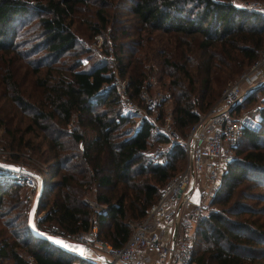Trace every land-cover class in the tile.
Here are the masks:
<instances>
[{"label": "trees", "instance_id": "trees-1", "mask_svg": "<svg viewBox=\"0 0 264 264\" xmlns=\"http://www.w3.org/2000/svg\"><path fill=\"white\" fill-rule=\"evenodd\" d=\"M82 1L96 2L93 16L97 19L88 20L93 32L111 26L107 43L114 47L118 72L127 78L132 97L140 99L144 60L148 48H154L168 76L162 88L170 90L169 94L163 91L158 114L163 113L161 103L171 96L173 125L181 133L210 106L228 80L260 55L264 15L231 0H0V50L2 56L8 54L9 61L0 74V92L29 114L27 129L40 138L39 147L46 145L53 167L45 179L39 203L45 213L38 224L54 225L65 234L95 225L97 238L119 246L132 230L130 221H140L146 215L161 185L177 172L176 158L184 151L174 146L163 162L153 161L147 149L151 131L146 118L126 133L123 125L131 119L121 112L117 94L113 89L100 91L114 73L106 60L82 67L77 51H73L70 64L55 67L57 58L71 52L76 44L71 26L76 3ZM118 7L129 9L139 23L133 32L127 27L119 29L130 36L127 53H123L124 40L114 33L117 28L111 16ZM28 14L29 18L38 15L28 29L31 38H38V46L20 49L14 38L18 24L26 22L23 17ZM144 38L152 43L140 50ZM138 46L139 54L135 55ZM40 47L46 48L50 60L34 57ZM17 56L27 59V70L39 88L31 93L32 99L26 96L28 91L13 67ZM41 66L46 67L43 73ZM253 90L254 86L248 87L241 100ZM102 104L107 107L101 108ZM259 122L258 129L242 126L237 157L222 173L210 200L219 207L197 219L195 264H264V104L259 107ZM12 182L0 180L1 216L5 215L6 192L19 195L8 190ZM88 193L101 208L89 203ZM12 204L9 206L22 205V199ZM23 214L19 233L12 232V219H1L0 264H73L94 258L36 237L28 224V213Z\"/></svg>", "mask_w": 264, "mask_h": 264}, {"label": "built area", "instance_id": "built-area-1", "mask_svg": "<svg viewBox=\"0 0 264 264\" xmlns=\"http://www.w3.org/2000/svg\"><path fill=\"white\" fill-rule=\"evenodd\" d=\"M233 3L264 15V0H238ZM97 53L102 55L101 48H98ZM103 57L107 58L105 54ZM145 80L143 79L140 85L139 96L143 103L140 106L131 98L125 81L117 75V72L101 86L100 91L108 92L113 89L118 96L122 113L138 115V124L146 118L150 122V129L168 136V142L151 150L153 161L163 162L171 146L174 145L185 152L186 167L170 176L161 185L156 200L149 205L146 215L140 222L130 221L132 230L119 246L97 238L95 225L86 231L66 234L54 225L48 229L40 228L38 222L36 223L38 216H35V225L41 231L83 243L88 247L84 256L100 259L107 257L113 263L121 264H148L145 257V250L148 249L156 254L158 264H195L192 256L197 216L199 210L204 208L218 188L220 176L237 156L236 147L242 126L233 115L234 104L242 99L250 85L264 83V48L245 71L236 79L227 82L214 103L206 111L199 112L197 119L183 134L169 132L168 125L157 120L159 114L157 115L156 109L163 92L150 95ZM16 157L15 154H11L10 157L0 156V166H4L0 167V180H12L17 184L29 186L30 190L34 187L37 190L40 183H45L44 176L35 167ZM196 176L202 177L203 185L199 198L193 201L191 195L195 189ZM27 197L33 198L34 194L29 193ZM89 203L96 206L93 201ZM191 222L195 223L192 233ZM181 224L184 225L186 233L178 237L177 230ZM175 225L174 234L163 231L165 228L172 230Z\"/></svg>", "mask_w": 264, "mask_h": 264}, {"label": "rangeland", "instance_id": "rangeland-1", "mask_svg": "<svg viewBox=\"0 0 264 264\" xmlns=\"http://www.w3.org/2000/svg\"><path fill=\"white\" fill-rule=\"evenodd\" d=\"M33 1H36V0H33ZM231 1L238 2V0H231ZM125 6L127 7L128 4L125 3ZM96 7L97 6H96L95 1H88L87 3H83L82 1V2L76 3L75 13L73 15V22L71 26L77 38L76 44L72 48L71 52L69 53L64 52L57 58V60L53 64L55 65V67L56 65L62 64L63 62L67 65L70 64L73 61V55L71 53L73 51H77L76 57L81 61V64H79V66L86 67L90 65L91 63L96 62L98 60H106L108 62V65L110 66L111 71H113L114 73L117 72V75L120 76L121 79L125 81L126 86H127V82H128L127 78L125 76H121L118 72L117 61L114 55V47L113 45L110 46L107 43V41L110 42V38H111L109 36L111 34L109 33L111 26L108 25L106 28L103 29V32H96V33L93 32L91 27L88 26L89 19L90 20L97 19L95 16H93L96 10ZM128 11L129 9L118 7L116 12L113 14L114 16H111L112 19H114V22L117 28L116 30L114 29V33H117L116 37H121V40H124V48H123L124 52L123 53L128 52V48H130L128 44L131 43V39L129 38L130 36L120 33L119 29L123 27H127L128 29H130L131 32H133L134 26L139 24L136 22V19L132 17L133 15ZM29 16L30 15L28 14L27 16L23 17V20L26 22H20L18 24L19 30L14 38L15 39L14 41L19 43L18 45L20 49H27L31 45H35V47L38 46V38H36V36L35 38L34 37L31 38L30 37L31 32H29L32 25L37 21L38 15L34 14L31 18H29ZM141 31H143L144 36H145L146 30L142 29ZM134 35L135 34L132 33V37H134ZM151 43H152L151 41L144 38V45L140 47V50L142 48H148L151 45ZM98 48H101L102 55L104 56L105 54L107 57L106 59H104L105 57H103L101 54L97 53ZM148 49L149 51L147 52V56L144 60V65H143L144 72H145L144 79H146L145 82L147 83V92L150 95H157L158 93L163 92V91H166L169 94L170 90L167 88L164 89L165 85L163 86V84H166L168 81V76L166 74V71H164L161 68L159 64V59L155 55L154 48L149 47ZM137 50L134 53L135 55L139 54L138 53L139 46ZM46 51H47L46 48L44 49L40 47L36 49L34 57L37 59H39L40 57H43V58H47V60H50V56L47 55L48 52ZM2 53L3 52L0 50V74L4 71L6 67L9 66L8 64L9 61L7 59L8 54H5L2 56ZM44 53L45 55H43ZM25 59L26 58L24 57L17 56V58L13 61V67L15 69L17 78L20 80L21 85H23V87L28 91V94H26V96L32 99L31 93L38 92L39 88L35 85V80L32 78L31 74L27 70L28 62H27V59L26 60ZM123 59L125 61V58ZM249 65L245 67L240 73L245 71L249 67ZM45 69H46L45 66H41V73H43ZM237 76H235L233 79L228 80V81H232L236 79ZM261 84L262 85L260 84L250 85L249 88L254 86V90L252 92H248V94L245 95V98H243V100H241L234 108L233 115L234 117H237V119L240 121L241 126H246L251 129H258L260 126L259 125L260 123L259 122V107L264 104V83H261ZM222 90L220 91V94ZM219 95L217 96V98L219 97ZM131 98L139 106L143 104L141 99H138L136 97H131ZM214 101L212 103H214ZM114 106L117 107V103L114 104ZM160 106H161L160 110L162 109L163 113L161 116H158L157 120L158 121L161 120L163 124H167L168 125L167 127H169L168 128L169 132L174 131L179 134H183L173 125L171 96L169 97L167 96ZM103 107H107V105L102 104L101 108ZM156 110H157V115H158L159 110L158 109ZM0 115L3 118V123L0 125V156L6 155V157H10L11 154H15L17 156L16 159L21 160L23 162H27L33 167H35L37 170H39L44 176V179H46L47 177H50V171H53V167L49 164V159H48L49 152L45 144L42 143L40 147L37 145V143L40 142V138H38V136L35 135V132L33 130L27 129L28 123L30 122L29 114L26 113L24 110L20 109L16 104H11L10 101L6 97H4L3 94L0 92ZM128 115L131 120L123 125V127H127L125 130L127 134L132 130V128L138 126L137 124L139 122L138 115H135V114H128ZM150 131H151V144L147 147L148 152L149 151L151 152V150L154 149L155 147H160L164 143L168 142V136H166V134H164L163 132H157L152 129H150ZM162 136H165L167 139H161ZM65 139H67L66 136H65ZM21 140L23 141L21 142ZM24 144H27V145H24ZM242 146L243 144H241V147ZM173 148H174V145L171 146L170 150H172ZM13 151H15V153H11ZM186 164H187V157L184 152V154L176 158V171L177 172L182 171L186 167ZM221 176H220V181H221ZM220 181H219V184H220ZM15 183L13 182L9 183L10 188L8 190H11L12 192H18L19 195H16V193H13V195H11L9 194L10 192L9 193L6 192V194L4 195L5 202H4V208L2 211L4 212L5 215L3 216L0 215V227L2 225L1 219L3 218L12 219L14 222V225L11 228L12 232L17 231L19 233L23 229L22 221L25 216L23 213L24 212L29 213V209L35 198L36 189L34 187L33 189L30 190L29 186L26 187L25 185H21L17 183L15 184ZM194 183H195L194 187L198 190V191L195 190L194 193L195 194L198 193L197 198H199V192L203 185L202 177L196 176L194 179ZM29 193L34 194V197L28 198L27 196ZM213 195L211 196V198L213 197ZM85 197L88 201H93L94 203H96L92 194L88 193V195H86ZM211 198L209 199L208 203L204 206V208L199 210L197 219L200 215L206 214L208 210L219 207L217 203H210ZM21 199H22V205L9 206V204L13 205L12 203H14L15 201H19ZM249 203H253L254 205H256V203L254 202H249ZM98 205L96 203V206H93V205L92 206L96 208ZM44 213H45V209L39 208V205H38L37 211L35 212V216H38L36 223L38 222L39 218ZM140 221H137L136 219L133 220V222L135 223H138ZM50 227L51 226H45L42 228L40 226V228L42 229L44 228L48 229ZM190 227H191L190 232L192 233L195 227V223L191 222ZM17 232L15 234H17ZM170 232L171 230L169 229L167 234H170ZM177 232L179 235L178 237H182L186 233L184 230L183 224H181V226H178ZM196 239H197V236H196V227H195L194 235H193L194 243L197 241ZM195 247H196V250L199 248L198 241L196 245L194 246V249ZM21 251L25 252V248L22 247ZM73 264H105V263L100 258H93L89 261H86V259L85 260L83 259V261L77 260Z\"/></svg>", "mask_w": 264, "mask_h": 264}, {"label": "water", "instance_id": "water-1", "mask_svg": "<svg viewBox=\"0 0 264 264\" xmlns=\"http://www.w3.org/2000/svg\"><path fill=\"white\" fill-rule=\"evenodd\" d=\"M43 188H44V184L40 183V186L36 190L35 198L32 202V205H31V207L29 209V213H28V224H29V227H30L32 233L36 237L46 239L47 241L53 243L55 246H58V247L63 248V249H70V250L76 252L77 254H79L80 256H84L85 251L88 249V247L86 245H83V243L78 242V241H74V240H70L66 237H62V236H59V235H56L53 233L41 231L40 229H38L36 227V225H35V212L37 211V208H38L41 196H42ZM173 231L175 233L176 225L174 226ZM57 241H61L62 243H57ZM102 259H103V261H105L108 264H121V263H117V262L113 263L107 257H103Z\"/></svg>", "mask_w": 264, "mask_h": 264}, {"label": "crops", "instance_id": "crops-1", "mask_svg": "<svg viewBox=\"0 0 264 264\" xmlns=\"http://www.w3.org/2000/svg\"><path fill=\"white\" fill-rule=\"evenodd\" d=\"M195 190H197L196 188L193 190V193H192V195H191V197H192V199H193V201H196L198 198H197V194H195L194 193V191ZM198 191V190H197ZM163 231L165 232V233H168V231H169V229H167V228H165V229H163ZM171 234H174V231H173V228H172V230H171ZM145 253H146V255H145V257H146V259H147V262H148V264H158L157 262H156V254L152 251V250H145Z\"/></svg>", "mask_w": 264, "mask_h": 264}, {"label": "snow or ice", "instance_id": "snow-or-ice-1", "mask_svg": "<svg viewBox=\"0 0 264 264\" xmlns=\"http://www.w3.org/2000/svg\"><path fill=\"white\" fill-rule=\"evenodd\" d=\"M0 167H4V166H0ZM57 243H62L61 241H57ZM67 246V245H66Z\"/></svg>", "mask_w": 264, "mask_h": 264}]
</instances>
